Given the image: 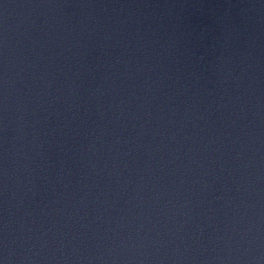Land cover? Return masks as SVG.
Segmentation results:
<instances>
[{"label": "water", "instance_id": "water-1", "mask_svg": "<svg viewBox=\"0 0 264 264\" xmlns=\"http://www.w3.org/2000/svg\"><path fill=\"white\" fill-rule=\"evenodd\" d=\"M0 264H264V0H0Z\"/></svg>", "mask_w": 264, "mask_h": 264}]
</instances>
